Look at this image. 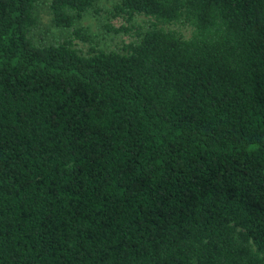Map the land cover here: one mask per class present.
Returning a JSON list of instances; mask_svg holds the SVG:
<instances>
[{"label":"trees","instance_id":"1","mask_svg":"<svg viewBox=\"0 0 264 264\" xmlns=\"http://www.w3.org/2000/svg\"><path fill=\"white\" fill-rule=\"evenodd\" d=\"M38 4L0 0V264H264V0H119V50Z\"/></svg>","mask_w":264,"mask_h":264},{"label":"rangeland","instance_id":"2","mask_svg":"<svg viewBox=\"0 0 264 264\" xmlns=\"http://www.w3.org/2000/svg\"><path fill=\"white\" fill-rule=\"evenodd\" d=\"M49 0H39L37 8V26L32 31V39L35 43L42 45L50 44L54 41L63 40L70 31L60 30L55 28L51 23V17L47 8V2ZM100 8L98 18H95L92 14L87 15L84 19L78 23V27L83 28L93 40L97 42L99 48L104 50H119L124 43H127L131 38L123 33L113 34L107 33L103 29L105 23H111L112 25L119 26L122 24L119 20L109 17L108 12L112 10V7L119 0H97ZM148 22L146 18H137L134 22L135 25L144 26ZM173 29H179L184 36H189L190 32L187 27L171 26ZM76 46L85 52L88 49L87 45L76 42Z\"/></svg>","mask_w":264,"mask_h":264}]
</instances>
